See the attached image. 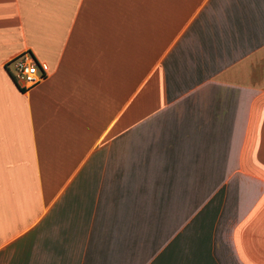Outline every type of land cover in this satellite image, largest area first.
I'll list each match as a JSON object with an SVG mask.
<instances>
[{
    "label": "crops",
    "instance_id": "obj_1",
    "mask_svg": "<svg viewBox=\"0 0 264 264\" xmlns=\"http://www.w3.org/2000/svg\"><path fill=\"white\" fill-rule=\"evenodd\" d=\"M0 264H264V0H0Z\"/></svg>",
    "mask_w": 264,
    "mask_h": 264
},
{
    "label": "built area",
    "instance_id": "obj_2",
    "mask_svg": "<svg viewBox=\"0 0 264 264\" xmlns=\"http://www.w3.org/2000/svg\"><path fill=\"white\" fill-rule=\"evenodd\" d=\"M13 75L21 89L29 90L46 78V74L40 71L39 60L30 50H26L9 62Z\"/></svg>",
    "mask_w": 264,
    "mask_h": 264
}]
</instances>
